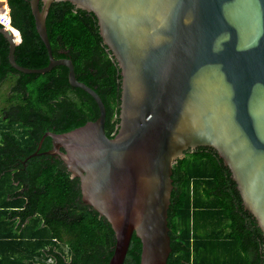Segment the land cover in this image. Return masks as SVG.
Here are the masks:
<instances>
[{
  "label": "water",
  "instance_id": "95a60500",
  "mask_svg": "<svg viewBox=\"0 0 264 264\" xmlns=\"http://www.w3.org/2000/svg\"><path fill=\"white\" fill-rule=\"evenodd\" d=\"M92 12L102 42L120 69L117 130L105 133L99 95L77 80L68 58H54L45 18L52 2ZM41 2L40 6L39 3ZM48 56L40 68L16 63L21 41L0 25L8 61L25 74L68 69L71 87L95 101L94 121L45 132L81 200L110 225L107 264H123L130 239L139 264H166L172 166L186 150L209 147L230 172L241 204L264 239V0H29ZM36 153L31 154L35 155Z\"/></svg>",
  "mask_w": 264,
  "mask_h": 264
},
{
  "label": "trees",
  "instance_id": "16d2710c",
  "mask_svg": "<svg viewBox=\"0 0 264 264\" xmlns=\"http://www.w3.org/2000/svg\"><path fill=\"white\" fill-rule=\"evenodd\" d=\"M4 1V0H1ZM9 24L19 31L14 59L28 68L48 63L34 25L29 0H6ZM41 2L39 3L40 6ZM54 58L71 60L77 80L91 87L105 107V133L117 130L120 69L102 42L92 12L54 1L45 18ZM0 34V83L12 75L0 107V264H107L113 231L81 201L79 182L60 159L40 154L50 147L45 132L63 133L94 121L93 98L68 82L57 65L43 74H25L8 61ZM11 78V77H10ZM35 155L30 156L31 154ZM167 211L171 251L166 264H264V239L243 209L230 172L209 147L187 150L172 166ZM60 245H65L70 258ZM51 252V253H50ZM140 241L133 234L123 264H139Z\"/></svg>",
  "mask_w": 264,
  "mask_h": 264
},
{
  "label": "flooded vegetation",
  "instance_id": "af4514ba",
  "mask_svg": "<svg viewBox=\"0 0 264 264\" xmlns=\"http://www.w3.org/2000/svg\"><path fill=\"white\" fill-rule=\"evenodd\" d=\"M46 137H48V136H46ZM46 137H44V139L46 138ZM43 139V140H44ZM49 139V141H50V147L48 148V149H46V150H44V151H42L40 154H46V155H48L47 153H44V152H46V151H48V150H51V148H52V146H51V139L50 138H48ZM43 140H42V142H43ZM42 142L40 143V146H41V144H42ZM40 146H39V148H40ZM187 151V150H186ZM185 151V152H186ZM59 152H65V150H64V148L63 147H59V149H58V152L57 153H55V154H49L50 156H51V158L52 159H60V156H59ZM63 163V162H62ZM66 169V168H65ZM67 171V170H66ZM68 172V171H67ZM69 173V172H68ZM78 179V178H77ZM82 201V200H81ZM83 203V202H82ZM84 204V203H83ZM98 216L99 217H102V216H100L99 214H98ZM103 218V217H102ZM104 219V218H103ZM105 220V219H104ZM106 221V220H105ZM108 223V222H107ZM60 247L62 248V251L64 252V254H65V261H68L69 260V258H70V255H68V249H67V247L65 246V245H60ZM48 250L49 249H51V251H52V255L51 256H49L48 257V259H47V262H48V264H54L55 263V258H54V256H53V252H57L56 251V248H55V246L54 245H52V244H50L48 247ZM105 258H106V255L104 254V255H102L101 256V260L103 261L102 263L103 264H105Z\"/></svg>",
  "mask_w": 264,
  "mask_h": 264
},
{
  "label": "rangeland",
  "instance_id": "374dc122",
  "mask_svg": "<svg viewBox=\"0 0 264 264\" xmlns=\"http://www.w3.org/2000/svg\"><path fill=\"white\" fill-rule=\"evenodd\" d=\"M11 77V78H10ZM0 83V107L4 105L3 94L8 92L11 83L13 82L12 75Z\"/></svg>",
  "mask_w": 264,
  "mask_h": 264
},
{
  "label": "built area",
  "instance_id": "2783aa9c",
  "mask_svg": "<svg viewBox=\"0 0 264 264\" xmlns=\"http://www.w3.org/2000/svg\"><path fill=\"white\" fill-rule=\"evenodd\" d=\"M4 3L8 7L6 0H4V1L0 0V25L5 27L4 21L9 23L10 18H9V8L5 10V8L2 7V5ZM5 19H7V20H5Z\"/></svg>",
  "mask_w": 264,
  "mask_h": 264
},
{
  "label": "bare ground",
  "instance_id": "6f19581e",
  "mask_svg": "<svg viewBox=\"0 0 264 264\" xmlns=\"http://www.w3.org/2000/svg\"><path fill=\"white\" fill-rule=\"evenodd\" d=\"M5 20H7V19H5ZM4 24H5V27L7 29H11V31L14 33L15 37H18L17 31L15 29L11 28L9 23H7L6 21H4Z\"/></svg>",
  "mask_w": 264,
  "mask_h": 264
}]
</instances>
